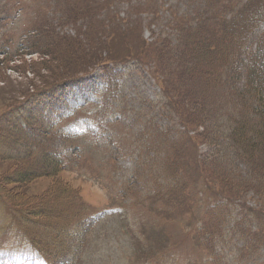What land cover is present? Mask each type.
Segmentation results:
<instances>
[{
	"label": "rangeland",
	"instance_id": "rangeland-1",
	"mask_svg": "<svg viewBox=\"0 0 264 264\" xmlns=\"http://www.w3.org/2000/svg\"><path fill=\"white\" fill-rule=\"evenodd\" d=\"M13 1L25 13L22 25L40 28L24 35L31 36L29 46L33 49L43 41L48 46L47 52L34 55L16 52L17 60L0 64V137L4 135L3 117L15 104H23L24 111L32 105L44 115L51 101L66 129L64 134L37 125L38 140L22 134L9 146L0 143V264H46L43 259L51 264H264V180L256 174L262 164H255L251 173L248 164L231 152L225 167H205L209 172L197 180L201 174L197 175L195 167L201 162L194 161L192 132L179 135L178 130L183 115L192 130L193 99L186 78L191 70H177L175 64L179 58L186 59L187 53L192 62V44L212 38L223 25L231 37L249 14L264 16V0ZM263 32L264 22L238 42L233 40L232 50L241 57L235 65H242L244 53L254 51ZM62 35L64 42L60 41ZM225 57L233 59L229 49L218 62L214 57V69L219 73L225 71ZM110 61L118 64L92 69ZM236 71L244 74L243 69ZM102 73L107 75V83L100 81ZM81 74H88L83 77L86 80L71 84L75 75ZM229 84V89L218 90V95L235 99L242 82L232 80ZM83 104L86 107L81 118L90 119L95 136H87L88 140L78 144L70 139L67 129L80 120L78 115L74 119L71 116ZM103 110L117 113L111 117V132L98 116ZM21 111L18 106L8 123L18 119ZM94 119L101 124L100 138ZM81 125L87 126V121ZM69 139L79 147L82 163L71 162L63 172L59 167H47L54 174L44 177L39 173L40 165L48 163L46 157ZM198 143V159L205 160L210 150L201 145L202 141ZM169 144L177 148L187 145L184 152H191L192 158L176 160L174 167L181 178V190L186 188V197L166 210L151 189L175 185V152L170 161L171 178L165 184L154 179L168 168L165 156ZM19 147L28 149L19 151ZM99 147L120 150L124 156L117 166H102ZM39 148L43 162L38 159L32 170L34 160L29 157ZM132 153L141 155L148 170L147 185L143 184V167L138 171L137 184H132ZM240 169L246 175L229 192L223 188L221 177L231 179L232 184ZM23 170L26 178L14 181L15 173ZM249 178L251 189L245 185ZM57 187L66 189L70 197L74 192L81 200L83 208L77 223L84 222L82 231L72 227L68 235L45 251L30 243L29 235L36 230L39 207L43 221L41 214L52 203L66 204L70 199H52L58 195ZM257 189L263 192L259 194ZM235 191L243 196H236ZM98 213H108L107 218L100 229H93L91 218ZM70 214H63L61 223ZM43 233L44 225L39 234ZM61 247L79 253V261L58 256Z\"/></svg>",
	"mask_w": 264,
	"mask_h": 264
},
{
	"label": "trees",
	"instance_id": "trees-1",
	"mask_svg": "<svg viewBox=\"0 0 264 264\" xmlns=\"http://www.w3.org/2000/svg\"><path fill=\"white\" fill-rule=\"evenodd\" d=\"M264 22V16L261 14L250 15L245 21L239 23L234 33L229 37L223 25L219 28L218 32H215L213 37L210 39L203 38L202 41L198 40V49H196V42L192 44V62L188 59V53L186 59L179 58L175 64H177V70L184 68L185 71H190L186 73V78L190 84L188 89V94L191 95L193 101L191 102L190 109V123L186 118H181L179 121V132L181 134L186 131L192 132L190 140L194 141V161H200L201 164L196 165L197 175L201 174V177H205V173L209 170L205 167H225L224 161L227 155L231 152L235 153V158L242 159L244 164H248V169L252 173L255 164H262V167L256 173L260 178L264 180V32L261 33V38L257 41L254 51L244 53V60L241 61L242 65L236 62H240V55L233 52L232 49L235 48V42H238L246 33L254 32L260 24ZM3 29L5 26H0V55L2 56L0 64L7 63V61L17 60L15 53L21 50L28 51L32 48L29 46L31 41V36L24 35L19 36L18 42L11 40L10 38L3 37ZM23 39V40H22ZM22 40V41H21ZM235 42H234V41ZM60 41H65L64 35L61 36ZM59 41V45L61 42ZM27 45L24 46V45ZM227 44V47L225 45ZM224 45V46H223ZM48 44L43 41L37 44L35 48L28 52V55H34L37 52H47ZM229 49L233 55V59L229 60L225 57V71L223 73L217 72L215 70L214 57L216 56L217 62L221 57H223L224 52ZM237 51V47H236ZM22 55V54H21ZM123 62V61H122ZM118 64L117 61L103 62L99 63L95 67L106 68L110 64ZM235 65V66H234ZM237 69H243L244 74L238 73ZM88 74L75 75L74 81L71 84L81 80L84 76ZM107 77V75H106ZM106 79V78H105ZM233 81L238 83L242 82L241 90L235 95L234 98H223L218 95V90H228L230 84ZM186 81V79H185ZM106 82L107 79H106ZM114 83V80L111 79ZM187 82V81H186ZM166 88L165 85H163ZM18 104L11 105L10 110L4 115L3 121L5 125L3 126L4 135L0 137V143L4 146L11 145L13 139L22 136V131L17 125L16 120L12 123H8L9 118L13 116L14 109ZM15 106V107H14ZM43 124H48L46 119L43 118ZM196 126V127H193ZM167 136V135H166ZM196 136V137H195ZM171 137V136H168ZM197 139V140H196ZM202 146L209 148V154L205 156V160H200L201 152L199 148V143ZM0 144V150L2 145ZM168 145L165 160L167 162V169L162 173L161 176L154 177L155 180L163 182L164 184L171 178L173 167L178 158L191 159L192 153H185L184 149L187 145L182 147H174ZM27 147H19V151L27 150ZM172 152L174 154V165L171 167ZM29 159L33 158V168L36 167L35 162L40 159L43 162V157L40 156L36 151L31 152ZM47 158V157H46ZM5 159V158H4ZM28 159V160H29ZM48 163H42L40 166L39 173H43L44 177L53 176V170L47 167H59V164L53 160L47 158ZM61 170V168H60ZM63 172V169L61 170ZM205 171V172H204ZM19 172V171H18ZM218 171H215L217 173ZM211 173V172H210ZM24 174V175H23ZM57 174V173H56ZM21 175V176H20ZM232 184L227 177H221L223 188L227 189L229 192L234 191V188L241 183V177H244L246 173L240 169L235 173ZM16 178L13 177L14 181L20 182V178L25 176L26 170L23 173H15ZM212 176V173H211ZM174 181L175 185H165V188H160L156 198L161 199L164 207L171 206L177 200L181 202L186 197V188L181 190V178L177 169L174 167ZM150 182H148L149 184ZM225 183L228 185L225 187ZM147 185V183H144ZM208 188H211V183L207 184ZM245 185L251 189L252 179L249 178ZM164 187V186H163ZM57 196H53L52 199L55 201L69 199L68 191L66 189H60L57 187ZM152 190V189H151ZM257 192L261 194L262 189H257ZM236 196H243L235 191ZM203 197V195L201 196ZM67 200H66V199ZM160 202V201H159ZM81 200L78 199L74 192H71V197L66 204L52 203L43 214V221L40 220L39 214L42 207H39L36 215L38 216V221H34L36 226V233L32 231L29 235L30 243L36 244L42 249L50 250V248L56 244L57 240L61 236L69 234L72 227L75 229L82 228L83 222L77 223V218L79 217L82 206L80 205ZM67 207V211L63 208ZM52 208V209H51ZM80 209L79 213L77 211ZM52 211V213L49 212ZM70 214L69 217L65 216L64 222L61 223V217L63 214ZM112 215V214H111ZM107 215L96 218L97 222H103L106 220ZM94 224V222H93ZM42 225H44V233L39 234ZM39 226V227H38ZM104 226V225H103ZM105 227V226H104ZM61 246V244H58ZM62 251L57 249V255L60 257L71 258L75 263L79 261V253L73 251V249L61 247ZM52 250V249H51ZM79 251V248H78ZM47 260V259H46ZM48 264H51L47 260Z\"/></svg>",
	"mask_w": 264,
	"mask_h": 264
}]
</instances>
